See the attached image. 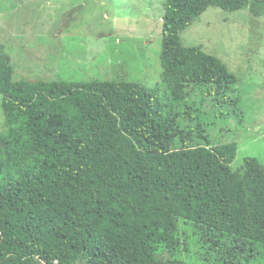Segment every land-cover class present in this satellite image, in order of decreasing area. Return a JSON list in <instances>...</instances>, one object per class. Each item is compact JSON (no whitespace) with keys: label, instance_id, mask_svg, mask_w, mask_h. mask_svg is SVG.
Returning <instances> with one entry per match:
<instances>
[{"label":"trees","instance_id":"obj_1","mask_svg":"<svg viewBox=\"0 0 264 264\" xmlns=\"http://www.w3.org/2000/svg\"><path fill=\"white\" fill-rule=\"evenodd\" d=\"M163 2L167 94L127 79H16L0 45L8 127L0 133V264H187L182 216L201 237L230 239L224 264H237L248 247L264 248V164L247 156L234 169L238 142L214 143L204 109L187 129L195 110H182L192 85L224 97L238 80L218 56L185 45L182 32L209 6L263 16L264 0ZM118 178L134 189L114 192ZM142 184L164 198L171 191V208L158 212L160 198L141 197ZM28 233L39 241L35 251L15 250Z\"/></svg>","mask_w":264,"mask_h":264},{"label":"rangeland","instance_id":"obj_2","mask_svg":"<svg viewBox=\"0 0 264 264\" xmlns=\"http://www.w3.org/2000/svg\"><path fill=\"white\" fill-rule=\"evenodd\" d=\"M163 1L0 0V45L12 58L16 79H127L167 94L160 62ZM182 40L218 56L238 76L224 97L214 93L211 85L189 87L191 96L182 110L195 111L194 117L186 114L184 127L193 128L197 110L204 109L207 132L214 143L238 142L234 169L244 164L247 156L264 164V15L209 6L182 32ZM204 95L207 98L201 106ZM164 100L167 105L172 103L169 96ZM1 101L0 95V133L8 128ZM118 179L114 192L127 186L134 189L132 182ZM142 185L136 188L141 197L160 198L158 212L171 208L175 200L171 191V196L164 198L152 185ZM155 208L148 205L150 211ZM182 219L180 234L185 245L180 257L187 264H224L222 255L231 247L230 239L218 236L213 242L200 236L194 221ZM22 237L13 244L14 249L24 246L34 252L39 241L30 233ZM242 254L237 264H264L263 247L254 245ZM74 264L85 263L78 260Z\"/></svg>","mask_w":264,"mask_h":264}]
</instances>
